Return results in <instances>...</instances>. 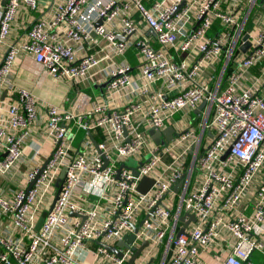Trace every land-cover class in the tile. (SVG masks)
Segmentation results:
<instances>
[{"label":"built area","instance_id":"built-area-1","mask_svg":"<svg viewBox=\"0 0 264 264\" xmlns=\"http://www.w3.org/2000/svg\"><path fill=\"white\" fill-rule=\"evenodd\" d=\"M263 1L62 0L13 40L17 19L53 1L0 0V92L25 55L57 81L74 87L98 74L93 83L105 85L102 98L81 91L72 111L50 105L44 117L26 88L0 106V264H127L144 242L132 264H256L264 254ZM202 103L197 121L189 113ZM169 126L171 141L149 134ZM37 133L50 146L44 157ZM144 177L154 182L142 193Z\"/></svg>","mask_w":264,"mask_h":264},{"label":"crops","instance_id":"crops-1","mask_svg":"<svg viewBox=\"0 0 264 264\" xmlns=\"http://www.w3.org/2000/svg\"><path fill=\"white\" fill-rule=\"evenodd\" d=\"M53 2H50L46 9H44L43 12L38 11H31L30 9L26 11L25 14L22 15L19 19H17L18 27L14 29L13 32V40H24L27 36V29L29 25L25 26L31 19H35L37 16H52L54 13V10L56 6L62 2V0H52ZM53 12V13H52ZM252 21H248L247 23V29L251 28ZM151 34V33H150ZM149 34V35H150ZM152 35V34H151ZM2 47V46H1ZM242 50V49H241ZM243 51V50H242ZM4 54V47L2 49L0 48V60L2 55ZM132 55L135 57V63H132V65L137 64L136 60V50H132ZM127 57V56H126ZM128 59V58H127ZM12 73L8 76V79L10 80L12 86H9L6 84V87H4L0 92V106L3 108H7L12 102H15V95L13 90L16 88H26L28 90H31L39 101L42 103V113L43 117L46 113V108L50 105H55L62 107L65 111H72L74 107V103L77 98V94L79 90L82 88L87 87H94L99 92L96 96H92L89 93V96L92 97L93 100L100 99L103 97V86L100 84H94L93 80H96L97 78H101V75L94 74L89 81L84 83H79L77 85H74V87L71 85V83L66 81H57L53 79L47 72V70L38 62H36L34 59L28 56H22L18 59L16 65L14 66ZM99 72V69H98ZM253 72L257 73V70L255 69ZM91 83V85H90ZM83 92V91H82ZM85 93V92H84ZM200 108V106H202ZM196 110L189 113V115L192 118H195L197 121H203L204 117V109L206 106V103H202ZM178 116V117H176ZM184 118V114L180 113L175 115L173 118L174 122H178ZM42 128V126H41ZM83 131L77 132V137L73 141V146L78 147L80 145L81 140L84 137ZM36 143L39 146L43 144V148H40V152L43 154V157L45 154L50 153V146L46 141H44V137L42 135H39V133L36 134ZM212 133L205 134V138H212ZM98 142H100L101 139H96ZM95 140V143L98 144V142ZM25 154L26 157H30V155L33 153V150L30 147H25ZM178 189V188H177ZM256 264H264V254L258 253L254 257Z\"/></svg>","mask_w":264,"mask_h":264},{"label":"water","instance_id":"water-1","mask_svg":"<svg viewBox=\"0 0 264 264\" xmlns=\"http://www.w3.org/2000/svg\"><path fill=\"white\" fill-rule=\"evenodd\" d=\"M263 2H264V1H263ZM263 6H264V3H263ZM99 24H101V21L99 22ZM117 38H118L119 40H122V41H123V40H126V38H125L123 35H118ZM247 38H248V35H245V37H244L243 39H244V40H247ZM248 46H249V43L247 42L244 46L241 47V49H242L243 51H246L247 48H248ZM102 86L104 87L105 85H102ZM202 107H203V105L200 106V108H202ZM149 134H150V136L154 139V141H155L156 143H162V144H163V143H165V142H164V141H161V135H163V136L165 137L166 141H171V140L174 138V135H175V129H174L173 127L169 126V127H168L165 131H163V132L150 130V131H149ZM88 135H90L89 132H88ZM95 145H96V148H97L98 152H100L99 147H98V144L95 143ZM136 174H137V172H136ZM64 176H65V169H63V171H62L60 177L58 178V180H57V182H56V186H57V188H60V187H61V184H62V181H63V179H64ZM153 182H154V181H153L152 179H150V178H148V177H144V178L141 180L140 184H139V187H138L139 191L142 192V193H145V192H146V191H147V190L153 185ZM45 215H46V213H44V214L42 215V217L40 218V220H39V222H38V224H37V229L41 226V224H42V222H43V220H44V218H45ZM190 218H191V220H193V221L195 220V216H194V215H191ZM184 219H185V217H181V221H182V222H184ZM188 224H189V222H188V223L186 222V223H185V227L188 226ZM185 227L181 228L179 234H181V233H183V232L185 231ZM134 230H135V232H137V231H138V227H135ZM134 239H135V236H134V235L128 236V237H126V238L124 239V241L119 242V243L117 244V247L124 246V244H125L126 242H132ZM98 244H100L101 246L105 247V248L108 249L109 251H111V252H113V253L119 255V252L117 251V247H111V246L105 245V244H103V243H101V242H99ZM147 245H148V243H147V242H144V243L142 244V247H141V248L136 249L134 256L132 257V259H131L127 264H132V263L136 260V258L140 255V253H141V251L144 249V247H146Z\"/></svg>","mask_w":264,"mask_h":264},{"label":"rangeland","instance_id":"rangeland-1","mask_svg":"<svg viewBox=\"0 0 264 264\" xmlns=\"http://www.w3.org/2000/svg\"><path fill=\"white\" fill-rule=\"evenodd\" d=\"M85 92V93H89L92 96H96L98 94V90L95 89L94 87H87V88H82L79 92ZM178 117V116H176ZM127 164H129L130 166H136L137 165V161H135L133 158H129L127 159Z\"/></svg>","mask_w":264,"mask_h":264},{"label":"trees","instance_id":"trees-1","mask_svg":"<svg viewBox=\"0 0 264 264\" xmlns=\"http://www.w3.org/2000/svg\"><path fill=\"white\" fill-rule=\"evenodd\" d=\"M132 50H133V49H131L130 51H128L126 56H127V58L129 59L130 62L135 63V60H134L135 57H134V55H132ZM136 65H137V64H136ZM227 73H228V72H227Z\"/></svg>","mask_w":264,"mask_h":264}]
</instances>
